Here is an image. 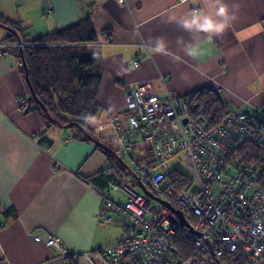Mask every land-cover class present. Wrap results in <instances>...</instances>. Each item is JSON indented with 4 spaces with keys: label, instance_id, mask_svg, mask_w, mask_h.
<instances>
[{
    "label": "crops",
    "instance_id": "obj_1",
    "mask_svg": "<svg viewBox=\"0 0 264 264\" xmlns=\"http://www.w3.org/2000/svg\"><path fill=\"white\" fill-rule=\"evenodd\" d=\"M226 2L235 19L211 41L168 22L203 7L202 0H0V14L25 31L23 49L55 30L91 21L103 57L100 111L93 119L98 133L113 135L114 147L113 117L126 128L125 94L132 83L147 84L159 96L183 97L217 89L215 78L236 110L253 109L242 99L264 105V0ZM9 33L0 26V264H89L88 253L117 244L123 234L97 222L102 195L87 180L107 168L103 150L111 148L93 133L90 120L87 132L97 143L86 133L78 139L70 128L47 127L33 110L20 41L7 40ZM158 37L167 54L149 51ZM43 138L50 142L41 144ZM33 234L59 239L70 257L37 243Z\"/></svg>",
    "mask_w": 264,
    "mask_h": 264
},
{
    "label": "built area",
    "instance_id": "obj_2",
    "mask_svg": "<svg viewBox=\"0 0 264 264\" xmlns=\"http://www.w3.org/2000/svg\"><path fill=\"white\" fill-rule=\"evenodd\" d=\"M213 80L224 111L213 127L196 114L192 94L159 96L147 84H130L126 128H121L120 116L113 117V146L128 153L135 167L124 166L128 179L96 188L102 195L97 222L117 225L123 234L117 244L88 253L89 264H264V160L249 163L245 150L254 146L264 151V105L242 99L253 109L236 110L224 97L226 86ZM20 104L28 109L27 98H20ZM184 152L190 154L198 182L177 191L172 184L179 178L170 179L180 174L170 161ZM138 183L172 209L147 196ZM32 238L58 249L64 259L70 257L59 239L42 234ZM178 240L194 253L182 257Z\"/></svg>",
    "mask_w": 264,
    "mask_h": 264
},
{
    "label": "trees",
    "instance_id": "obj_3",
    "mask_svg": "<svg viewBox=\"0 0 264 264\" xmlns=\"http://www.w3.org/2000/svg\"><path fill=\"white\" fill-rule=\"evenodd\" d=\"M0 26L10 32L7 40L14 42L20 39L25 32L18 29L1 14ZM98 40L97 32L88 19L70 27L55 30L53 33L33 41L40 46L25 47L21 50L20 57L21 59L24 57L26 61L34 92L47 108V112H45L32 96L33 110H37L42 115L48 128L70 124L72 125L71 132H74L75 138L78 139L84 136L82 129L89 131L86 122L95 118L100 111L97 97L103 76V57L99 46L89 47L88 44L98 42ZM63 42L85 44V46L55 45ZM22 67L25 73L23 60ZM192 95L196 105V114L201 115L210 127L216 126L224 116L217 93L213 89H203ZM43 139L40 141L41 144L42 141H49L48 138ZM245 150L248 152L249 163L257 164L262 160L263 151L254 146H248ZM103 151L108 161L111 162L112 168L118 170L112 172L110 168H105L98 173L100 176L97 174L87 179L98 189H107L111 183L121 180L119 178L121 172L129 173L121 163L124 158L118 157V150L111 148V150ZM184 177L183 174L175 173L174 176H171V180L179 178L183 183H186L187 180ZM184 244L186 243L183 240L176 241L177 251L186 258L194 253V249Z\"/></svg>",
    "mask_w": 264,
    "mask_h": 264
},
{
    "label": "clouds",
    "instance_id": "obj_4",
    "mask_svg": "<svg viewBox=\"0 0 264 264\" xmlns=\"http://www.w3.org/2000/svg\"><path fill=\"white\" fill-rule=\"evenodd\" d=\"M203 7L194 8L183 16H170L168 22L177 24L190 34H203L211 41L214 37L223 35L229 28L235 16L226 0H202ZM179 43V41H178ZM166 41L163 37L156 38L152 53H166ZM189 53L191 49H186Z\"/></svg>",
    "mask_w": 264,
    "mask_h": 264
},
{
    "label": "rangeland",
    "instance_id": "obj_5",
    "mask_svg": "<svg viewBox=\"0 0 264 264\" xmlns=\"http://www.w3.org/2000/svg\"><path fill=\"white\" fill-rule=\"evenodd\" d=\"M217 85V84H216ZM218 86V85H217ZM215 92H217L218 90V87H217V90L216 89H213ZM91 123V125H93V133L100 139L103 141L104 144H107L109 145L110 148H113V150H118L116 148V146L112 147V145H110V143L112 142V138H113V135L112 134H106V133H98L96 131V126H97V123H96V120L93 119V120H90L89 121ZM53 130L57 129V130H62V129H59V127H56V126H53L51 127ZM67 132V130H66ZM119 151V157L120 158H124V163H122L123 166H127L131 169H134L135 165H134V161L133 159L128 155V153H125L123 150H118ZM264 152V151H263ZM262 159L264 160V153H263V156H262ZM138 161H142V160H138ZM170 165L172 166V168L179 174H183L185 177V179L187 180L186 183H183L180 179H176L175 182H173L172 184V187L177 190V191H186L190 184L191 183H197V179H196V174H195V171L193 170V167H192V162H191V157H190V154L188 152H184V153H181L180 155L176 156L173 160L170 161ZM113 166L111 165V162H108L107 163V168H110L112 172H115V170H118V169H114L112 168ZM106 168V169H107ZM130 175L127 174L126 172H121L119 178L122 180V179H128ZM170 181H173L170 179ZM114 195L116 197H121L120 194L118 193H114ZM108 226H114V228H119V226L117 225H108ZM120 229V228H119ZM97 258V256H95V259Z\"/></svg>",
    "mask_w": 264,
    "mask_h": 264
},
{
    "label": "water",
    "instance_id": "obj_6",
    "mask_svg": "<svg viewBox=\"0 0 264 264\" xmlns=\"http://www.w3.org/2000/svg\"><path fill=\"white\" fill-rule=\"evenodd\" d=\"M20 42H21V40H20ZM22 60H23L24 68H25L26 81H27V84H28V86H29V88H30V90H31L32 96L36 99V102H38V103L42 106V108L46 111L47 109L45 108V106H43V105L39 102V100L37 99V96H36V94H35V92H34L33 86L31 85V82H30V79H29V70H28V66H27V64H26V61H25L24 57H23ZM185 122H186V120H185ZM71 126H72V125L68 124V125L64 126V128L69 129ZM80 130H81V129H80ZM82 131L88 135V132H87L85 129H82ZM88 136H89V135H88ZM89 138H91V140H93V138H92L91 136H89ZM93 141H94V140H93ZM94 142H96V141H94ZM96 143H97V142H96ZM128 169H129V167H128ZM138 186H139V188L142 189V190L144 191V193H146L147 196H149L151 199H153V200H155V201H158V202H160V203H163V204H165L166 206H168L169 208L172 209V207H171L170 204H168V203L164 202L163 200H161V199L155 197V196H154L153 194H151V193L149 192V190L146 189L142 184L138 183ZM179 217H180V219H181V221H182V225H184L185 222H184V220H183V217H182V214H181V213H180Z\"/></svg>",
    "mask_w": 264,
    "mask_h": 264
},
{
    "label": "bare ground",
    "instance_id": "obj_7",
    "mask_svg": "<svg viewBox=\"0 0 264 264\" xmlns=\"http://www.w3.org/2000/svg\"><path fill=\"white\" fill-rule=\"evenodd\" d=\"M56 46H63V47H68V46H85V44L81 45V44H70V43H67V42H63V43H56L55 44ZM36 46H40V44H37V43H33L32 44V47H36ZM89 47H98V42H94V43H90L88 44ZM37 96V95H36ZM37 99L39 100L38 96H37ZM35 102H36V99L34 98ZM39 102L41 103V101L39 100ZM39 106H41L38 102H36ZM43 106H45L43 103H41ZM42 108V106H41ZM46 108V106H45ZM43 109V108H42ZM47 109V108H46ZM44 110V109H43ZM45 111V110H44ZM47 112V110L45 111Z\"/></svg>",
    "mask_w": 264,
    "mask_h": 264
},
{
    "label": "flooded vegetation",
    "instance_id": "obj_8",
    "mask_svg": "<svg viewBox=\"0 0 264 264\" xmlns=\"http://www.w3.org/2000/svg\"><path fill=\"white\" fill-rule=\"evenodd\" d=\"M18 41H20V39H18ZM19 44H22V42H19ZM21 50H23V48H21Z\"/></svg>",
    "mask_w": 264,
    "mask_h": 264
}]
</instances>
